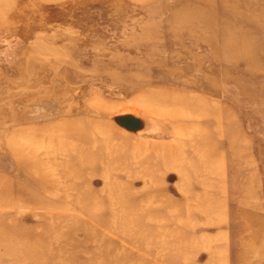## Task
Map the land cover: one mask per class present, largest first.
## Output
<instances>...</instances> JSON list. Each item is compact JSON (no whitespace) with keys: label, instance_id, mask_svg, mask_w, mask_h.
<instances>
[{"label":"rangeland","instance_id":"obj_1","mask_svg":"<svg viewBox=\"0 0 264 264\" xmlns=\"http://www.w3.org/2000/svg\"><path fill=\"white\" fill-rule=\"evenodd\" d=\"M0 264H264V0H0Z\"/></svg>","mask_w":264,"mask_h":264},{"label":"bare ground","instance_id":"obj_2","mask_svg":"<svg viewBox=\"0 0 264 264\" xmlns=\"http://www.w3.org/2000/svg\"><path fill=\"white\" fill-rule=\"evenodd\" d=\"M155 113H156L157 115L160 114L161 116L165 117V119H171V120H173V119L177 118V117H175L176 114L173 113V112H167V113L165 112V113H162V111H161L162 114L159 113V112H158V113L155 112ZM179 131H180V130H179ZM181 132H182V131H181ZM181 132H180V133H181ZM204 132H205V131H204ZM181 134H182V133H181ZM193 141H194V140H193ZM190 143H191V142H190ZM214 149H215V147H214ZM64 152H65V151H64ZM81 157H83V158H87L88 155H87V154H86V155H83V156L81 155ZM79 159H80V158H79ZM77 164H78V163H77ZM70 174H71V173H70ZM72 174H73V173H72ZM67 175H68V174H67ZM48 185H49V184H48ZM106 192H107V191H106ZM129 193H130V192H129ZM127 194H128V193H127ZM129 195H130V194H129ZM124 199H125V198H124ZM113 202H114V201H113ZM129 208H130V207H129ZM130 211H131V209H130ZM129 213H130V212H129ZM128 215H129V214H128ZM142 217H143V216H142ZM125 218H126V217H125ZM128 218H129V217H128ZM137 220H138V219H137ZM138 221H139V220H138ZM127 222H129V221H127ZM146 222H147V221H146ZM114 223H115V222H114ZM124 223H125V222H124ZM115 225H116V224H115ZM120 225H122V224H120ZM148 226H149V225H148ZM126 227H127V226H126ZM149 227H150V226H149ZM142 228H143V227H142ZM145 228H146V227H145ZM121 230H122V229H121ZM150 230H151V229H150ZM150 230H149V231H150ZM122 231H123V230H122ZM145 231H146V230H145ZM125 232H126V231H125ZM156 232H158V229H157ZM142 233H143V232H142ZM127 234H128V233H127ZM144 234H145V233H144ZM144 234H143V235H144ZM149 234H150V233H149ZM145 235H146V234H145ZM156 235H157V234H156ZM156 235H155V236H156ZM150 236H151V235H150ZM126 237H127V235H126ZM158 237H159V236H157L156 238L158 239ZM151 238H152V237H151ZM153 238H154V237H153ZM164 238H165V237H164ZM160 239H161V238H160ZM150 241H151V240H150ZM152 241H153V240H152ZM158 241H159V240H157V242H158ZM141 242H142V241H141ZM159 242H160V241H159ZM161 242H162V241H161ZM163 242H164V241H163ZM129 243H130V242H129ZM134 243H136V241H135ZM151 243H152V242H151ZM151 243L149 244V246H151ZM165 243H166V242H165ZM167 243H168V242H167ZM141 244H142V243H141ZM143 244H144V243H143ZM156 244H157V243H156ZM156 244H155V245H156ZM161 244L163 245V243H161ZM159 245H160V244H159ZM149 246H148V247H149ZM165 246H166V244H165ZM167 246H169V244H167ZM167 246H166V247H167ZM146 247H147V246H146ZM156 247H158V245H157ZM169 247H170V246H169ZM169 247H168V248H169ZM151 248H154V247H151ZM161 248H163V246H161ZM170 249H171V248H170ZM146 251H147V250H146ZM155 251H156V248H155ZM154 253H155V252H154ZM159 253H160V252H159ZM159 253H157V255H159ZM150 254H151V253H150ZM156 257H157V256H156ZM163 257H164V256H163ZM163 257H162V258H163ZM162 258H161V260H162ZM164 258H167V256L164 257ZM164 258H163V261H164ZM167 260H168V259H167ZM167 260H165V261H167Z\"/></svg>","mask_w":264,"mask_h":264}]
</instances>
